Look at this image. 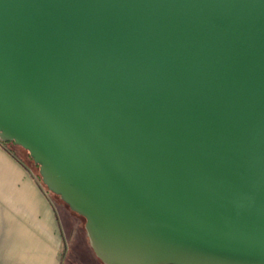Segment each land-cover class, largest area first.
<instances>
[{"label":"water","instance_id":"water-1","mask_svg":"<svg viewBox=\"0 0 264 264\" xmlns=\"http://www.w3.org/2000/svg\"><path fill=\"white\" fill-rule=\"evenodd\" d=\"M0 140L105 264H264V0H0Z\"/></svg>","mask_w":264,"mask_h":264},{"label":"crops","instance_id":"crops-1","mask_svg":"<svg viewBox=\"0 0 264 264\" xmlns=\"http://www.w3.org/2000/svg\"><path fill=\"white\" fill-rule=\"evenodd\" d=\"M77 222L0 142V264H75Z\"/></svg>","mask_w":264,"mask_h":264},{"label":"trees","instance_id":"trees-1","mask_svg":"<svg viewBox=\"0 0 264 264\" xmlns=\"http://www.w3.org/2000/svg\"><path fill=\"white\" fill-rule=\"evenodd\" d=\"M1 144H3L7 150L13 154L14 156H16L19 160H21V162L23 164H25L27 167H30L33 169L34 173L38 176V178L41 180V177L38 173V166L33 162V160L31 159V157L29 156V153L26 149H24L23 147L15 144L12 141H2L0 140ZM43 184V183H42ZM43 186L45 187V185L43 184ZM46 188V187H45ZM51 195H53L54 198H57L58 200H56V202L60 205V206H65L67 208H69V206L60 198V196L50 192ZM71 210L72 213H74L77 217L82 218L83 222L81 227H84V223H85V218L83 215L77 213L76 211H73L71 208H69ZM81 220V219H80ZM86 234V233H85ZM83 243V242H82ZM94 264H105L103 261H101L97 256H96V260L94 262Z\"/></svg>","mask_w":264,"mask_h":264},{"label":"rangeland","instance_id":"rangeland-1","mask_svg":"<svg viewBox=\"0 0 264 264\" xmlns=\"http://www.w3.org/2000/svg\"><path fill=\"white\" fill-rule=\"evenodd\" d=\"M55 199L58 200L57 198ZM77 220L78 222L76 224L77 225L76 230H75L74 236L72 238V243H71L73 247L78 246V250H79V253L77 256L78 258L75 260V264H94L96 260V255L91 248L89 237H86L87 232H86L85 227H81L83 220L82 218H79V217H77ZM78 236L80 238H78Z\"/></svg>","mask_w":264,"mask_h":264}]
</instances>
